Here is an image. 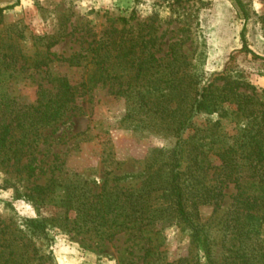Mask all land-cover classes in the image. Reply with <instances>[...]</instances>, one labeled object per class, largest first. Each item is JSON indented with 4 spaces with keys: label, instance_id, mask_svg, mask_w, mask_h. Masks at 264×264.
Segmentation results:
<instances>
[{
    "label": "rangeland",
    "instance_id": "rangeland-1",
    "mask_svg": "<svg viewBox=\"0 0 264 264\" xmlns=\"http://www.w3.org/2000/svg\"><path fill=\"white\" fill-rule=\"evenodd\" d=\"M242 1L246 20L229 0H0L9 8L0 14V118L7 124L16 110L36 107L41 92L43 101L55 98L63 81L73 94L60 121L26 139L12 130L5 158L16 149L21 157L4 161L0 151V244L14 246L18 264H144L151 230L160 231L152 237L159 254L152 264H223L232 185L219 210L199 208L204 244L179 225L140 226L130 204L176 139L163 125L152 127L150 113L128 116L118 92L136 84L167 93L194 78L199 88L232 82L264 114V0ZM242 32L257 58L240 52ZM96 49L103 61L99 77L90 79ZM125 50L130 54L121 58ZM140 68L144 75L129 81ZM180 96L171 93L168 114L176 115ZM224 107L226 113L196 116L183 135L186 152L210 149L207 181L220 165L218 145L207 144L216 137L232 144L244 129L236 105ZM150 205V214H163L162 201ZM26 220L41 221L48 239L30 240Z\"/></svg>",
    "mask_w": 264,
    "mask_h": 264
},
{
    "label": "trees",
    "instance_id": "trees-1",
    "mask_svg": "<svg viewBox=\"0 0 264 264\" xmlns=\"http://www.w3.org/2000/svg\"><path fill=\"white\" fill-rule=\"evenodd\" d=\"M229 1L236 6L245 20L248 19L247 4L242 0ZM7 9L9 8H0V14ZM242 42L240 52L257 58L247 50L243 32ZM99 54L98 49L94 50V55L90 59L89 64L93 68L90 79L99 77L103 61ZM129 54L125 50L121 58ZM118 57L120 56L114 58ZM143 71L140 68L129 81L144 75ZM173 92L182 94L180 104L173 110L176 115L168 114L169 96ZM118 93L122 94L128 103V116L150 113L154 116L151 126L163 125L164 130H168L176 139L175 145L166 150L158 160L161 164L158 170L160 172L150 175L144 191L138 194L134 204H130L137 207L140 226L147 228L159 222L161 229H164L171 225H179L193 243L204 244L209 241V236L205 224L201 223L199 208L206 206L212 207L214 211L219 210L225 197V189L232 185L236 194L225 219V231L231 237V245L226 251L223 264H264V114L251 108L252 98L242 97L232 82L220 88L214 84L199 88L195 78L186 88L173 86L168 88L167 93L155 86L136 84H128ZM40 96L42 97L37 101L36 107L30 106L25 111L16 110L17 114L7 124L6 120L2 119L3 116L0 118V151H3L4 161L11 156L23 155L21 149H16L11 152L9 158H5L11 151L9 147L12 143L9 139L12 130L20 128L23 132L22 139L28 138L32 133L37 134L39 130L60 121L73 100V94L65 81L60 84L59 93L55 98L43 101L44 92H41ZM225 104H228V107L236 105L233 113L236 112V118H241L244 129H240L232 144H227L220 137H216V142L211 141L207 144L218 145L214 156L220 162L213 174L214 179L211 181L208 179L212 183H208L206 179L211 169L206 157L210 149L204 151V146L199 145L186 152L183 135L196 116L226 113ZM9 112L13 113L12 110ZM13 122H16L15 127L12 126ZM185 161L187 164L184 167ZM70 196L72 200V197H75L74 192H71ZM152 201L156 204L162 201L165 204L162 215L156 214L155 210L150 214ZM118 210L120 213L125 212L124 204L119 206ZM24 228L30 240L48 239L46 228L41 221L26 220ZM159 232L151 230L149 233L154 237ZM152 237H147L150 245L145 252L144 264H152L159 259L158 245L155 244L157 238ZM0 248H3L0 250V264H18L12 244L6 246L0 244Z\"/></svg>",
    "mask_w": 264,
    "mask_h": 264
}]
</instances>
